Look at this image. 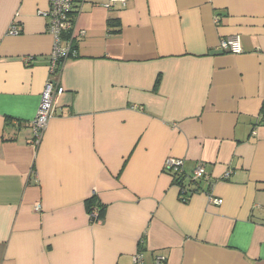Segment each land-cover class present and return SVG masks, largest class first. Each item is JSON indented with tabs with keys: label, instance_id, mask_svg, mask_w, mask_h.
I'll return each mask as SVG.
<instances>
[{
	"label": "crops",
	"instance_id": "obj_1",
	"mask_svg": "<svg viewBox=\"0 0 264 264\" xmlns=\"http://www.w3.org/2000/svg\"><path fill=\"white\" fill-rule=\"evenodd\" d=\"M125 1L82 5L78 58L32 146L49 1L0 0V264H264V0ZM230 36L240 55L220 51ZM169 158L186 190L204 166L221 204L180 201Z\"/></svg>",
	"mask_w": 264,
	"mask_h": 264
},
{
	"label": "built area",
	"instance_id": "obj_2",
	"mask_svg": "<svg viewBox=\"0 0 264 264\" xmlns=\"http://www.w3.org/2000/svg\"><path fill=\"white\" fill-rule=\"evenodd\" d=\"M49 8L45 15L47 18V31L53 38V47L49 61V76L44 90L41 94V101L35 118L31 122L30 130L32 133V146H37L41 140L43 132L47 126L49 119L54 113V104L56 99L62 95L63 88L59 86L58 78L60 75L61 67L58 62L67 58H73L77 55V51L73 49V43L76 39L84 35L83 31H77L75 26V17L80 12L82 5L86 0H48ZM120 2L125 7V0H106L103 5L105 8L110 9L113 4ZM9 33L17 35L19 33L17 27L12 25ZM221 52L231 55H240L243 51L238 36H230L224 38L219 43ZM29 59H25V65L29 63ZM164 168L170 173L180 175L183 173V160L169 158L164 163ZM204 166L199 165L192 173L193 180H201L205 178ZM229 173L223 176V180H227ZM209 202L213 205L219 206L221 200L216 199L207 193ZM39 211V206L35 208ZM98 211L97 208L92 206L89 213L91 222L97 221ZM162 257L155 258V264H164ZM131 264H144L142 253H136L132 257Z\"/></svg>",
	"mask_w": 264,
	"mask_h": 264
},
{
	"label": "trees",
	"instance_id": "obj_3",
	"mask_svg": "<svg viewBox=\"0 0 264 264\" xmlns=\"http://www.w3.org/2000/svg\"><path fill=\"white\" fill-rule=\"evenodd\" d=\"M112 8V6L110 7V9ZM76 41V40H75ZM73 43V49H75L76 51H77V46L75 45V42H72ZM74 59H76V58H78V55H76L75 57H73ZM70 58H67L65 61H64V59H62L61 61H59L58 62V65H61V64H63V63H65V62H67L68 60H69ZM62 68V67H61ZM165 163V162H164ZM163 171L166 173V174H168V175H170L172 178H173V182L175 183V184H177V185H179V186H183L184 187V185H183V181H182V178H183V173H181L180 175H176V174H173V173H170L169 171H167L165 168H164V165H163ZM205 175H206V172H205ZM204 179H206V177L205 178H202L200 181H202V180H204ZM191 180H192V182L194 183V184H196V188H195V190H186V189H183V187H182V189H181V191H180V193H179V199H180V201H182L183 203H186L187 201H188V199L190 198V196L193 194V193H198V192H205V191H202L201 189H200V187L198 186V181L199 180H193L192 179V176H191ZM210 185H211V183H209V186H208V188H210ZM209 189H207V191L205 192V193H210L209 191H208ZM92 206H94V207H96L97 208V211H98V215H97V221H98V218H99V216H100V213H101V210H102V205L97 201V199L95 198V197H93V198H91L89 201H88V203H87V213H88V215H89V213H90V211H91V208H92ZM97 221H95V222H97Z\"/></svg>",
	"mask_w": 264,
	"mask_h": 264
}]
</instances>
